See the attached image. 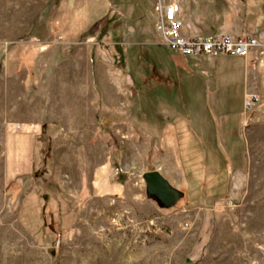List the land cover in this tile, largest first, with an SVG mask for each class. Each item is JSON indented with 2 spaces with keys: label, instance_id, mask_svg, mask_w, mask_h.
<instances>
[{
  "label": "rangeland",
  "instance_id": "obj_1",
  "mask_svg": "<svg viewBox=\"0 0 264 264\" xmlns=\"http://www.w3.org/2000/svg\"><path fill=\"white\" fill-rule=\"evenodd\" d=\"M86 1L79 0L76 10L64 0H0V264H264V120L253 128V113L242 128L247 141L242 159H248L243 174L228 180L224 161L225 173H210L204 180L199 171L203 180L194 181L192 190L179 159L182 183L169 181L181 198L165 207L148 194L144 175L160 163L158 157L147 161L153 139L137 132V116L145 131L169 123L181 130L201 119L208 126L218 119L225 129L233 127L242 91V79L218 77L217 57L181 55L174 62L176 52L158 43L147 46L155 60L146 56L144 65L135 66L137 49L131 41L141 39L140 21L146 20L152 33L153 0H111L117 14L112 21L125 19L124 41L130 30L128 46L122 47L128 62L118 64L123 79L104 80V94L98 88L94 94L92 83H86L90 124L62 121L57 126L48 117L56 98L67 102L73 90V84L55 79L32 82L43 69L52 74L56 50L86 45L91 37L104 51L109 46L101 42L106 34L100 26L93 35L64 42L70 19ZM195 1L184 7L190 19L199 7L202 20L194 22L200 32L264 39V0ZM10 50L22 57L26 53V66L20 62L16 68ZM66 107L55 108L63 119H68ZM41 122L43 130L37 128ZM185 151L189 148L183 146L184 161ZM111 177L126 180L121 189L112 186L116 194L109 192Z\"/></svg>",
  "mask_w": 264,
  "mask_h": 264
},
{
  "label": "crops",
  "instance_id": "obj_2",
  "mask_svg": "<svg viewBox=\"0 0 264 264\" xmlns=\"http://www.w3.org/2000/svg\"><path fill=\"white\" fill-rule=\"evenodd\" d=\"M64 6L67 4L69 7H73L77 10L76 4L79 0H64ZM81 1V0H80ZM157 0H153L155 4ZM165 3L177 2L181 5L182 8V17L185 21L184 32L187 34H208L204 32H200L198 29V25L196 22L202 20V16L200 15V9L197 6L194 11V16L190 19L189 14L185 9V5L187 3H196L195 0L191 2V0H162ZM226 4H239L241 0H221ZM61 5V2H60ZM112 2L111 0H87L85 6L72 17L68 24V30L63 34L67 41L80 37L83 33L87 32L89 28L98 20L108 16L110 12H112ZM72 9V10H73ZM146 15V14H145ZM155 15V14H154ZM147 17V16H146ZM153 22L154 18H151ZM150 19V20H151ZM192 20V21H190ZM194 20L196 22H194ZM146 21V20H145ZM145 21H138L139 23L136 26L137 36L140 35V40L131 41L136 44V59L135 66L139 68L141 65H144V60L146 56L152 58V55H155L154 50L147 47L152 43L161 44V40L158 37L159 35L155 31V27L153 25L152 33H149L145 28ZM261 24V23H260ZM219 33V32H213ZM262 36L264 38V28L261 29ZM222 34H229L226 31H223ZM128 39L122 42H115L113 40L112 34H106L101 42H106V50L102 49V46L99 44L98 47L95 45V37L90 38V43L86 45H80L67 56H64L65 48H61L56 50V54H54V71L52 74H44V69L42 71V75L39 76L40 79H33L32 82L36 84H42L48 82L51 79H55L60 83H70L73 84L72 93H70L69 98H67V102H64L61 97L56 98L58 100L56 105L51 104L48 107L47 115L52 119V122L56 123V125H60V122H71L73 121L74 125H85L90 124L89 119L86 116L90 115V111L88 112L85 103L87 101V91H86V83L91 82L94 89V94H97V88L100 89L101 93L104 94V80L105 79H123L117 72L118 64L122 62L126 65L128 62L127 58H123L125 54L122 52V47L127 48L129 43V38L131 36L130 30L127 33ZM235 36L234 34H229ZM263 48H259L258 51L251 53L248 57H235L237 59L232 60L231 62L227 59L230 56H221L217 57L216 63L218 64V77H228L229 79H242V91L239 96L241 106L239 107V111L237 113V117L233 123V127H227L222 129L221 125L218 123L214 126H208L209 124L203 123V119H201L200 124L194 126L192 122L190 124H185V130L179 129L175 124L169 123L166 126L161 127V134L158 140L155 141V147L160 149L162 152L155 158L156 162L160 163V168L157 170L163 171L165 174H162L168 181L171 179L175 181V183H182L181 177L178 175V166L177 162H182V169L184 173V178L186 181V187L188 189H192V179L198 180H209L208 176L211 174H217L219 172H223L221 163L223 160L228 161L229 163V172L226 170V174L228 175V180L233 178L234 174H243L242 165L243 163H248V159L243 161L242 153L244 152L243 148H246V138L244 139L242 135V128L244 125L245 119L250 120V116L252 114L253 119V128H256L257 122H261L264 120V39L261 40ZM120 52H118V51ZM125 50V49H124ZM145 50L148 51V55L145 54ZM259 50H263V54L259 58V61L254 64L252 60L255 57H258ZM57 55V56H56ZM151 57H150V56ZM31 56V55H30ZM181 56V55H180ZM26 53L23 55H19L17 50H10L9 59L16 62V68H18V63H24L26 66L27 62ZM119 58L116 60L114 58ZM122 57V58H121ZM182 57V56H181ZM22 58L23 61H22ZM122 59V60H121ZM153 59V58H152ZM155 60V59H153ZM46 61L45 57H42L41 64ZM35 62V61H34ZM155 62V61H154ZM153 62V63H154ZM176 62V60H174ZM157 64V63H155ZM34 65V63H33ZM34 67H38L35 65ZM120 67V66H119ZM42 70V69H41ZM25 81L27 79H24ZM11 80L8 82L10 83ZM76 85V86H74ZM241 86V85H240ZM106 92V91H105ZM257 94L260 97V102H258L257 107L252 112H246L244 101L245 96L247 94ZM72 95V99L70 98ZM65 105L67 110L68 119H63L56 110V106ZM89 107L93 104L89 103ZM95 107V104L93 105ZM106 108V107H104ZM96 111V108H94ZM255 113V114H254ZM215 117L217 116L216 112H214ZM225 115H229L228 113ZM71 118L73 120H71ZM39 124V123H38ZM38 126L43 130L42 122ZM259 124V123H258ZM264 124V123H263ZM35 125V124H34ZM105 126V125H104ZM252 126L251 131L252 132ZM110 126L108 125V129ZM49 131H54V127L50 126L47 128ZM61 130V128H60ZM58 129V131H60ZM111 131V129H109ZM182 130H184V134H182ZM255 130V129H254ZM138 132V130H137ZM138 134V133H137ZM139 135V134H138ZM41 140L45 141V138L40 136ZM55 139V138H54ZM183 146L189 148V153L185 151L187 154V159L184 161L182 151ZM219 155L221 156L220 161ZM245 156V153H244ZM178 159V160H177ZM219 163L221 164H217ZM201 164V169L204 173V177L202 179L201 175L198 176V173L194 175L193 173L197 171L199 168L197 165ZM214 165L216 167H214ZM173 169L176 173L173 172ZM214 169L216 172H214ZM156 170V169H155ZM189 172L191 176H189ZM111 182L108 183L110 194H116L118 189L123 187L122 182L118 180H114V178H110ZM113 182V184H112ZM170 182V181H169ZM112 184V185H111ZM112 186L116 189L113 190ZM176 186V185H174ZM193 190V189H192ZM229 190V189H228ZM107 192V193H109ZM115 192V193H114ZM106 193V194H107ZM229 193V191H228Z\"/></svg>",
  "mask_w": 264,
  "mask_h": 264
},
{
  "label": "built area",
  "instance_id": "obj_3",
  "mask_svg": "<svg viewBox=\"0 0 264 264\" xmlns=\"http://www.w3.org/2000/svg\"><path fill=\"white\" fill-rule=\"evenodd\" d=\"M156 33L161 39V44L171 51L184 56H235L248 57L251 53L258 51L261 40L254 35L232 36L222 33L187 34L184 32L185 21L182 17L181 5L177 2L165 3L157 0L154 4ZM263 54V50H259ZM253 61H259L255 57ZM260 97L257 94H247L244 106L246 112H252ZM249 119H245L247 126Z\"/></svg>",
  "mask_w": 264,
  "mask_h": 264
},
{
  "label": "trees",
  "instance_id": "obj_4",
  "mask_svg": "<svg viewBox=\"0 0 264 264\" xmlns=\"http://www.w3.org/2000/svg\"><path fill=\"white\" fill-rule=\"evenodd\" d=\"M221 1V0H220ZM114 13H112V12H110V14L108 15V16H106V17H104V18H102V19H100V20H98L97 22H95L91 27H90V29L86 32V33H84V34H82V36H81V38L83 39V38H85V36L87 37V35L89 36V35H93L92 33L100 26L101 27V32L103 33V34H109V33H111L113 36H115L116 37V42H122V41H124V39H125V35H126V23H125V19L123 20V18L122 17H119V18H117L118 20H115V21H112V16H117V14L115 13L114 15H113ZM136 25V24H135ZM137 26V25H136ZM100 30V29H99ZM76 46L77 45H75V44H71V45H69V46H65V52H64V56H67L69 53H71V52H73L74 50H75V48H76ZM175 53V52H174ZM181 56L179 55V54H176L175 53V56H174V58H175V60L176 59H179ZM139 90L138 89H136V91H135V95L137 96V97H139V92H138ZM148 97H150V98H152L151 96H148ZM140 98V97H139ZM139 115H141V114H139ZM138 115V116H139ZM147 115V120L149 119V117L151 116L150 114H149V112L146 114ZM137 116V122H138V124H139V126L137 125V129H138V132L142 135V136H150L153 140H152V148L149 150V152L147 153V161L148 162H150V161H153L162 151L160 150V149H158V148H156L155 147V141L156 140H158L159 139V137H160V132H161V128H157V127H155V125H154V127L152 126V131L151 130H143L141 127H143L142 126V123L140 122L141 121V118H139ZM142 117V116H141ZM152 117V116H151ZM153 117H154V115H153ZM145 119V118H144ZM158 127H162V126H158ZM152 133L151 135L149 134V133ZM220 158H221V156L219 155V161H220ZM219 161H218V163L217 164H220L219 163ZM225 160H223L222 162H224ZM221 165V164H220ZM197 167L199 168L197 171H195V174L194 175H196L199 171H200V169H201V164H199L198 163V165H197ZM214 167H216L215 165H214ZM224 168V164H223V166H222V169ZM224 170V169H223ZM214 172H216L215 171V169H214ZM224 172V171H223ZM225 173V172H224ZM189 176H191V173L189 172ZM198 176H200L199 175V173H198ZM221 179H223V177L221 178ZM118 180V179H117ZM118 181H120V182H126V180H122V179H120V180H118ZM194 181H196V180H194V179H192V183L194 182ZM223 180L221 181V184L220 183H218V185L217 186H219L218 188L216 187V189L218 190V191H220V190H222V188H223ZM181 194H182V192H181Z\"/></svg>",
  "mask_w": 264,
  "mask_h": 264
},
{
  "label": "water",
  "instance_id": "obj_5",
  "mask_svg": "<svg viewBox=\"0 0 264 264\" xmlns=\"http://www.w3.org/2000/svg\"><path fill=\"white\" fill-rule=\"evenodd\" d=\"M144 177L147 181L148 194L160 199L163 206L170 207L181 198V191L173 187L158 170H149Z\"/></svg>",
  "mask_w": 264,
  "mask_h": 264
}]
</instances>
